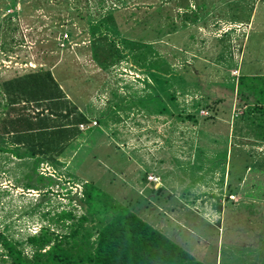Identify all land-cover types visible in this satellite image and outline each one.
<instances>
[{"label": "rangeland", "instance_id": "374dc122", "mask_svg": "<svg viewBox=\"0 0 264 264\" xmlns=\"http://www.w3.org/2000/svg\"><path fill=\"white\" fill-rule=\"evenodd\" d=\"M187 2L195 21L168 0L178 30L136 44L157 0H0V84L49 69L90 121L34 170L0 154V241L29 258L49 217L82 214L86 180L203 264H264V106L235 102L241 73L264 77V0Z\"/></svg>", "mask_w": 264, "mask_h": 264}, {"label": "trees", "instance_id": "16d2710c", "mask_svg": "<svg viewBox=\"0 0 264 264\" xmlns=\"http://www.w3.org/2000/svg\"><path fill=\"white\" fill-rule=\"evenodd\" d=\"M166 1L151 3L147 13L135 20V29L143 31L140 37L143 39H136V44L144 42L146 36V41H161L178 30L170 18L172 8L164 7ZM176 2L175 10L181 12L176 17L181 22L195 21V15L186 13L190 10L187 0ZM152 5L156 6V13H150ZM153 15L165 19L154 30L148 21ZM92 27L104 28L102 24ZM236 88L235 102L255 107L261 103L263 108L264 77L241 73ZM0 92L4 95V102H0L4 112L0 118V154L8 153L18 160H33L32 170L40 162L38 155L54 161L64 152L66 145L81 134L79 126L90 124L83 113L73 115L77 112L76 105L49 69L3 81ZM31 105L33 110L28 112ZM194 118L197 120L195 114ZM58 119L60 122L57 123ZM255 122H264V118ZM250 125L248 122L247 126ZM1 136L8 139L6 143ZM2 142L10 148L2 146ZM251 162L248 159L243 164L250 167ZM36 180L40 182L42 177ZM47 180L50 184L51 179ZM82 187L81 198L73 199L82 210L79 217L64 210L49 217L47 225L25 240L32 252L29 258L16 244L1 236L6 255L2 259L0 253V264H203L140 218L129 205L106 195L98 183L85 180Z\"/></svg>", "mask_w": 264, "mask_h": 264}, {"label": "crops", "instance_id": "0c3cea01", "mask_svg": "<svg viewBox=\"0 0 264 264\" xmlns=\"http://www.w3.org/2000/svg\"><path fill=\"white\" fill-rule=\"evenodd\" d=\"M251 15H252V14L250 13V15L247 17V20H246L247 22H246V23H248L249 20L252 19V18L250 17ZM250 22H252V21H250ZM262 43H263V52H264V42H262ZM263 61H264V57H263ZM263 61H262V62H263ZM248 169H249V168H247L246 171H248ZM240 181H242V180H240Z\"/></svg>", "mask_w": 264, "mask_h": 264}, {"label": "built area", "instance_id": "2783aa9c", "mask_svg": "<svg viewBox=\"0 0 264 264\" xmlns=\"http://www.w3.org/2000/svg\"><path fill=\"white\" fill-rule=\"evenodd\" d=\"M92 124L95 125V122H93ZM85 127H86L85 125H80V126H79V129H80V130H83Z\"/></svg>", "mask_w": 264, "mask_h": 264}, {"label": "bare ground", "instance_id": "6f19581e", "mask_svg": "<svg viewBox=\"0 0 264 264\" xmlns=\"http://www.w3.org/2000/svg\"><path fill=\"white\" fill-rule=\"evenodd\" d=\"M185 47V46H184Z\"/></svg>", "mask_w": 264, "mask_h": 264}]
</instances>
